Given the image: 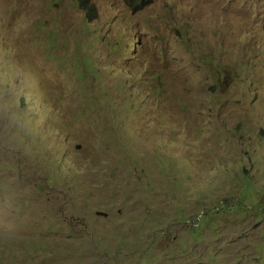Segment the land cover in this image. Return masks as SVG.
I'll return each instance as SVG.
<instances>
[{"label":"rangeland","instance_id":"374dc122","mask_svg":"<svg viewBox=\"0 0 264 264\" xmlns=\"http://www.w3.org/2000/svg\"><path fill=\"white\" fill-rule=\"evenodd\" d=\"M88 1L0 0V264H264V0Z\"/></svg>","mask_w":264,"mask_h":264},{"label":"trees","instance_id":"16d2710c","mask_svg":"<svg viewBox=\"0 0 264 264\" xmlns=\"http://www.w3.org/2000/svg\"><path fill=\"white\" fill-rule=\"evenodd\" d=\"M79 8L81 9H85V7L87 5H89V1L88 0H76ZM130 3H132L135 7V10H140L142 8V6L144 5V3H148V0H128ZM132 4H129L130 7H132Z\"/></svg>","mask_w":264,"mask_h":264},{"label":"water","instance_id":"95a60500","mask_svg":"<svg viewBox=\"0 0 264 264\" xmlns=\"http://www.w3.org/2000/svg\"><path fill=\"white\" fill-rule=\"evenodd\" d=\"M100 214H102V213H100ZM104 215H106V214H104Z\"/></svg>","mask_w":264,"mask_h":264}]
</instances>
